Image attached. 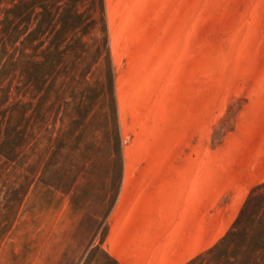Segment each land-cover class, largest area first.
<instances>
[{"label":"rangeland","instance_id":"374dc122","mask_svg":"<svg viewBox=\"0 0 264 264\" xmlns=\"http://www.w3.org/2000/svg\"><path fill=\"white\" fill-rule=\"evenodd\" d=\"M263 182L264 0H0V264H264Z\"/></svg>","mask_w":264,"mask_h":264},{"label":"trees","instance_id":"16d2710c","mask_svg":"<svg viewBox=\"0 0 264 264\" xmlns=\"http://www.w3.org/2000/svg\"><path fill=\"white\" fill-rule=\"evenodd\" d=\"M262 187H264V182L250 189L235 222L224 236L232 234L235 225L241 222L242 215H245L251 224L248 228L239 229L237 233L242 240L241 247L250 256L255 255L257 252L264 253V200L262 199L263 194L258 192Z\"/></svg>","mask_w":264,"mask_h":264}]
</instances>
